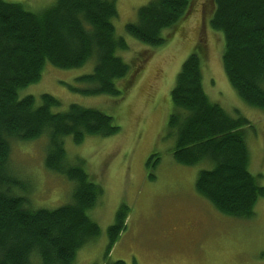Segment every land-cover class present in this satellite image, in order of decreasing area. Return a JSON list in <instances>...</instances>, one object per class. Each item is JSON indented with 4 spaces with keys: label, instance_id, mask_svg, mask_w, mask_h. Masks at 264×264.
Here are the masks:
<instances>
[{
    "label": "trees",
    "instance_id": "trees-1",
    "mask_svg": "<svg viewBox=\"0 0 264 264\" xmlns=\"http://www.w3.org/2000/svg\"><path fill=\"white\" fill-rule=\"evenodd\" d=\"M210 24L224 35L223 66L238 95L264 110V0H213ZM194 0H151L138 9L127 32L153 47L162 46L189 14ZM116 0H57L40 12L22 3L0 0V264H76L83 246L95 240L99 224L89 211L103 194L83 160L70 164L65 140L81 144L88 136L110 137L120 130L112 116L76 103L60 110L49 93L38 100L20 91L42 79L45 65L73 69L95 59L94 71L76 79L71 90L84 95H122L117 82L131 66L119 56L127 50L125 37L116 32ZM151 52L144 54L149 58ZM204 46L183 63L171 99L174 111L168 126L176 139L173 159L201 164L196 191L222 214L250 219L264 197L260 177L249 170L250 152L244 116H231L210 100L203 84ZM123 91V92H122ZM45 136V165L74 182L72 200L58 208H35L29 194L15 188L19 182L9 170L14 141L30 142ZM155 156V155H153ZM150 162L152 161V158ZM154 161V167L159 163ZM153 163V162H152ZM151 163V164H152ZM154 179V176H150ZM130 208L122 205L109 226V251L127 226ZM106 264H125L123 260Z\"/></svg>",
    "mask_w": 264,
    "mask_h": 264
},
{
    "label": "rangeland",
    "instance_id": "rangeland-1",
    "mask_svg": "<svg viewBox=\"0 0 264 264\" xmlns=\"http://www.w3.org/2000/svg\"><path fill=\"white\" fill-rule=\"evenodd\" d=\"M5 1L40 12L57 0ZM150 1L116 0V32L129 45L118 54L131 66L129 76L117 82L118 88L124 90L131 74L139 69L127 92L94 96L71 90L70 86L86 87L76 79L94 71L95 59L73 69L48 62L42 79L20 91L21 97L33 95L38 100L49 93L60 100V110L73 103L99 109L120 127L115 135L88 136L81 144L71 137L65 140L69 163L83 160L87 173L103 188L96 206L89 211L100 233L79 249L76 264L117 260L125 264H264V197L258 201L253 218L219 212L195 189L203 166H187L173 159L176 139L168 126L174 111L172 90L198 41L204 46L203 84L210 100L231 116H244L251 122L245 127L249 170L260 177L263 186L264 110L247 104L228 79L222 60L224 35L210 24L213 0H194L188 16L176 29L164 30L163 34L170 37L159 47L141 42L126 30L127 24L137 20L138 9ZM147 51L152 55L145 60ZM45 138L14 141L9 170L19 182L15 188L30 193L32 206L58 208L72 200L75 186L66 175L46 168ZM156 158L160 160L154 167ZM122 205L131 212L126 229L109 251L108 229Z\"/></svg>",
    "mask_w": 264,
    "mask_h": 264
}]
</instances>
